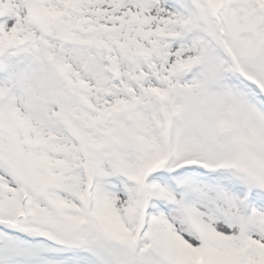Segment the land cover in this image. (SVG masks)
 Returning <instances> with one entry per match:
<instances>
[{
  "label": "snow or ice",
  "instance_id": "obj_1",
  "mask_svg": "<svg viewBox=\"0 0 264 264\" xmlns=\"http://www.w3.org/2000/svg\"><path fill=\"white\" fill-rule=\"evenodd\" d=\"M0 264H264V0H0Z\"/></svg>",
  "mask_w": 264,
  "mask_h": 264
}]
</instances>
